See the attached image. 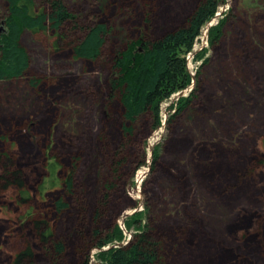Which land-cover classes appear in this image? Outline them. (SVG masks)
Returning <instances> with one entry per match:
<instances>
[{"label":"rangeland","instance_id":"374dc122","mask_svg":"<svg viewBox=\"0 0 264 264\" xmlns=\"http://www.w3.org/2000/svg\"><path fill=\"white\" fill-rule=\"evenodd\" d=\"M63 1L84 22L105 17L111 33L102 56L86 62L75 59L62 41L60 48L55 46L52 32L26 30L22 44L31 56L29 74L0 81V151L22 171L23 183L0 184V264L9 263L10 247L22 234L43 254L31 221L22 219L27 211L61 229L64 218H54L44 203L49 194L40 198L39 193L49 156L64 157L72 140H84V146L92 148L85 158L80 155L85 199L104 180L100 171L103 161L112 158L115 145L109 140L117 113L115 103L107 107L103 97L117 42H123L127 33L134 36L140 14L156 5L163 12L169 4L172 21L178 23L198 0H179V6L176 0ZM5 12L0 0V27ZM217 14L214 24L228 17L219 45H210L208 22L187 57L192 83L179 92L181 96L176 93L161 104L159 128L145 123L132 140L134 153L144 152L146 160L141 165L138 159L123 164L119 202L107 218L124 230L123 240L92 247L89 264H102L100 252L131 242L137 230L127 229L125 221L122 226V218L139 212L142 225L161 244V264H264V165L259 162L264 159V0H227ZM203 48L207 52L198 59L196 53ZM31 77L40 81L38 88L30 85ZM181 97L191 101L177 113L175 104ZM73 148L76 151V145ZM154 151L156 161L151 158ZM129 152L123 146L115 158ZM6 157L0 160V174ZM74 161H64V169ZM237 172L242 173L241 183ZM89 242L87 236H72L69 250H79L80 245L88 250Z\"/></svg>","mask_w":264,"mask_h":264},{"label":"trees","instance_id":"16d2710c","mask_svg":"<svg viewBox=\"0 0 264 264\" xmlns=\"http://www.w3.org/2000/svg\"><path fill=\"white\" fill-rule=\"evenodd\" d=\"M2 1L6 15L4 28L0 31V81L14 80L29 74L31 56L22 44L26 30L34 34L52 32L56 37L55 46L60 48L58 42L62 41L75 59L94 62L102 56L111 33L105 17L99 15L92 23L84 22V17L70 10L63 0H45L42 4H37L36 0ZM176 1L179 6V0ZM226 1L198 0L178 23L172 21L168 3V6L165 5L166 11L161 12L160 5H156L153 10L140 14L135 35L129 38L127 33L123 42H117L106 97H103L107 107L115 103L117 113L112 119L113 132L110 131L113 136L109 144L115 145L112 158L108 162L103 161V169L100 171L104 180L92 196L85 199V181L79 174L80 155L91 154L89 151L92 148L90 144L85 147L84 140H72L65 158L49 156L46 163L48 175L39 186L40 198L49 194L44 203L54 218H64L63 224L58 229L57 225L50 226L47 218H40L41 214L27 211L22 219L31 221L43 254H38L33 241L24 239L25 234H22L20 242L16 241L17 244L10 247L12 251L8 264H89L88 252L92 247H103L123 240L124 230L116 221H107V218L114 215L119 202L117 191L121 186L118 181L123 180V173H120L123 164L126 162L129 166L138 159L141 165L146 160L144 152L136 149L137 153H134L132 140L143 131L145 123L153 130L159 128L162 125L161 104L192 83V75L186 65L187 57L193 52L205 25ZM227 20V16L222 17L210 27L211 46L221 42ZM206 52L207 48H203L195 55L202 59ZM29 83L38 88L40 81L31 77ZM190 101L189 97H181L175 104L177 113L185 110ZM75 145L76 151L73 150ZM123 146H127L131 152L116 159L115 154L121 152ZM95 149L98 153L97 146ZM5 156L0 184L5 187L22 186V171L14 169V161L0 151V160ZM153 157L156 161L158 152L154 151ZM73 160L72 167L65 170L64 161L70 163ZM259 162L261 166L264 165V159ZM237 173L241 183L242 173ZM19 193L22 200H25L26 192L22 190ZM141 213L125 219L127 229L137 230L131 242L100 252L98 257L102 264H161V244L154 241L150 229L146 230V225H142ZM72 236L79 239L87 236L91 243L88 250L80 245L79 250L71 252L68 242Z\"/></svg>","mask_w":264,"mask_h":264},{"label":"water","instance_id":"95a60500","mask_svg":"<svg viewBox=\"0 0 264 264\" xmlns=\"http://www.w3.org/2000/svg\"><path fill=\"white\" fill-rule=\"evenodd\" d=\"M215 16L219 17V14L216 13ZM215 16H214V17H215ZM214 21H215V20H212V19L209 21V23H208V27H207L208 30L210 29L211 26L214 25ZM3 28H4V22L2 23V26L0 27V31H2ZM193 55H194V54H193ZM177 95H178V96H181V93L178 92ZM152 156H153V154H151V158H152ZM127 216H128V214H125V216L122 218V221H123V223L121 224L122 226H124V221H125V219L127 218ZM126 244H127V243L122 242V243H118L117 245H114V246H112V247H121V246L126 245ZM110 248H111V247H110ZM110 248H108V249H110Z\"/></svg>","mask_w":264,"mask_h":264},{"label":"bare ground","instance_id":"6f19581e","mask_svg":"<svg viewBox=\"0 0 264 264\" xmlns=\"http://www.w3.org/2000/svg\"><path fill=\"white\" fill-rule=\"evenodd\" d=\"M140 177H142V175Z\"/></svg>","mask_w":264,"mask_h":264}]
</instances>
